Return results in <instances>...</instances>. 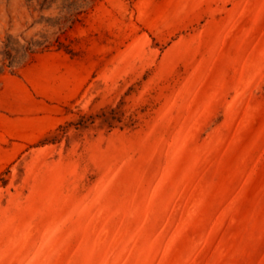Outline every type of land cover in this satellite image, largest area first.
Here are the masks:
<instances>
[{"label": "rangeland", "instance_id": "1", "mask_svg": "<svg viewBox=\"0 0 264 264\" xmlns=\"http://www.w3.org/2000/svg\"><path fill=\"white\" fill-rule=\"evenodd\" d=\"M0 264H264V0H0Z\"/></svg>", "mask_w": 264, "mask_h": 264}]
</instances>
